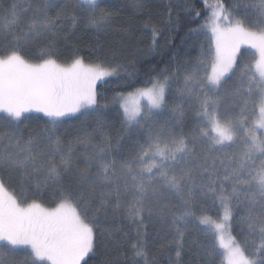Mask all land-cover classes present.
<instances>
[{
  "label": "snow or ice",
  "instance_id": "obj_1",
  "mask_svg": "<svg viewBox=\"0 0 264 264\" xmlns=\"http://www.w3.org/2000/svg\"><path fill=\"white\" fill-rule=\"evenodd\" d=\"M204 2L211 9L204 27L215 46L210 73L200 75L203 60L183 68L179 101L172 105L167 95L170 81L181 77L179 66L127 96L113 97L123 110L124 128L148 129L147 139L125 155L123 137L104 130L100 108L107 104H99L96 91L98 81L124 65L86 63L78 53L61 62L56 46L61 36L67 38L65 22L100 33L117 12L102 0H0V173L20 178L18 192L0 178V264H89L102 250L101 264H120L121 257L127 264H154L146 221L169 217L175 245L169 264H186L185 234L193 220L207 226L206 236L214 234L188 246L187 264H217L221 255L220 264H264V0H235L231 8L220 0L214 6ZM136 6L144 7L143 0ZM156 34L153 28V44ZM243 46L258 54V76L239 64ZM185 103H194L203 118L194 129L154 131L155 118L166 112L181 123ZM250 105L259 109L254 121ZM77 114L84 121L95 114L96 127L62 148L57 130L65 117ZM41 120L44 127L25 137L29 122ZM76 144L84 146L83 166L74 162ZM209 199L219 203L218 219L195 211ZM240 207L243 241L231 234L234 209ZM117 214L136 231L127 250L102 226V218Z\"/></svg>",
  "mask_w": 264,
  "mask_h": 264
},
{
  "label": "trees",
  "instance_id": "obj_2",
  "mask_svg": "<svg viewBox=\"0 0 264 264\" xmlns=\"http://www.w3.org/2000/svg\"><path fill=\"white\" fill-rule=\"evenodd\" d=\"M8 0H5L7 3ZM227 7H232L235 0H220ZM245 3L246 0H240ZM102 3L117 12L113 19V24L104 32L97 33L95 29L77 24L76 28H71L70 23H64V31L67 34L57 40V49L59 51L58 59L61 62L67 61L74 53L82 56L86 63L102 61L106 65L115 66L124 65V68L118 71L115 77L104 82L97 83L98 102L107 104V107L100 108V113L105 119V131L114 139L123 137L120 140L124 148V154L135 150L137 141L143 142L147 139L148 129L139 127L128 130L123 127V110L119 103L113 102V97L118 93H130L136 88L144 87L150 81L156 78H163L165 70L175 72L177 67L181 68V77L177 80H171L167 100L169 105L179 101V95L176 88L181 86L182 70L185 67L191 68L203 60L199 65L200 75L211 71L213 60V43L211 33L204 27L205 20L209 17L210 9L205 6L204 0H143L144 7H137V0H102ZM208 4V2H207ZM200 15L197 16L196 13ZM147 25V26H145ZM153 28L157 29L155 44H153ZM116 52L117 55H112ZM33 58L36 55L35 49L30 54ZM256 54L248 49H241L238 56L240 65H249L251 72L254 71V61ZM131 73V75H130ZM235 80V77H233ZM195 105L185 103V115L183 121L176 124L172 119V114L166 112L155 118L156 123L153 126L154 131L161 128L165 130L183 129L188 132L196 127L198 121L202 120L195 113ZM258 107L249 106L248 116L250 121H254L258 116ZM221 114L225 111L222 105ZM39 115V114H34ZM94 115L86 121L83 117L77 116L64 118L65 123L57 130V135L62 141V148H67L70 142H73L77 136L83 135L85 131L92 132L96 127ZM44 127V121H31L29 126L24 129V135L27 137L33 131H40ZM84 146L76 144L74 146L75 164L83 166L84 160L81 153ZM54 162L59 163L60 156L57 153L54 156ZM0 178L10 191H19V176H9L0 173ZM44 203L48 206L49 199L46 193ZM195 211L199 214L206 212L213 219L221 216L219 203H213L210 199L203 201ZM243 208L234 209V219L232 221V234L239 241H243V235L240 231L239 216ZM170 217L168 221L160 222L155 219L146 221V244L149 258L154 260V264H169L170 258L175 259L172 243L174 230L170 226ZM102 226L112 229V235L119 240L124 249L127 250L129 242L136 239L135 228L128 222L123 214L111 216L105 220L102 218ZM205 227L198 221L193 220L185 234L186 247L182 259L186 262L191 258L189 245L193 248V241L204 243L211 240L212 234L205 235ZM127 234V235H125ZM109 242V247H111ZM218 251L220 249L218 248ZM114 255V253H113ZM87 259V258H86ZM104 259L103 250L101 254L89 260V264H101ZM223 260V256L217 258V264ZM120 264H127L121 257Z\"/></svg>",
  "mask_w": 264,
  "mask_h": 264
},
{
  "label": "rangeland",
  "instance_id": "obj_3",
  "mask_svg": "<svg viewBox=\"0 0 264 264\" xmlns=\"http://www.w3.org/2000/svg\"><path fill=\"white\" fill-rule=\"evenodd\" d=\"M207 2H208V5H216L217 4V2H218V0H207ZM211 15V9H210V14H209V16ZM212 43H213V58H214V55H215V46H214V42H213V38H212ZM242 48H244V49H248V50H251V51H253L254 53H255V50L254 49H250V48H247L246 46H243ZM241 48V49H242ZM256 54V53H255ZM259 59V57H258V54H256V58H255V61H254V71H255V74L258 76V73H257V70H256V67H255V65H256V61ZM116 76V75H115ZM115 76H111V77H106L104 80H101V81H98L97 83H99V82H104V81H106V80H108V79H110V78H112V77H115ZM96 91H97V87H96ZM134 92V91H133ZM131 93V92H130ZM97 94H98V91H97ZM125 96H127V94L128 93H123ZM97 98H98V95H97ZM141 103H146V101H141ZM258 116H259V110H258ZM257 116V117H258ZM68 117H71V116H68ZM65 118H67V117H65ZM257 119V118H256ZM221 216H222V210H221ZM220 216V217H221ZM203 227H207V226H205V225H202ZM214 234V233H213ZM212 234V235H213ZM231 234H232V231H231ZM233 235V234H232ZM220 251L222 252L223 250L222 249H220Z\"/></svg>",
  "mask_w": 264,
  "mask_h": 264
}]
</instances>
